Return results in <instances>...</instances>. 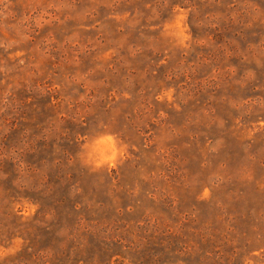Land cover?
<instances>
[{"label":"rangeland","instance_id":"rangeland-1","mask_svg":"<svg viewBox=\"0 0 264 264\" xmlns=\"http://www.w3.org/2000/svg\"><path fill=\"white\" fill-rule=\"evenodd\" d=\"M0 264H264V0H0Z\"/></svg>","mask_w":264,"mask_h":264},{"label":"clouds","instance_id":"clouds-1","mask_svg":"<svg viewBox=\"0 0 264 264\" xmlns=\"http://www.w3.org/2000/svg\"><path fill=\"white\" fill-rule=\"evenodd\" d=\"M106 142L108 143V151L106 154H103L99 157H93L91 154L89 155V163L93 166L98 167L100 165H114L118 157L124 156V146L116 147V144L113 138H106Z\"/></svg>","mask_w":264,"mask_h":264}]
</instances>
